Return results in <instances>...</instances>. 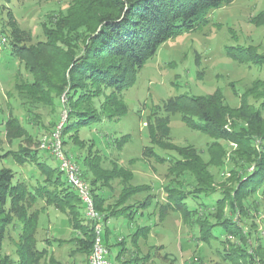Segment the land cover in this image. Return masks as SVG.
<instances>
[{
  "label": "trees",
  "instance_id": "trees-1",
  "mask_svg": "<svg viewBox=\"0 0 264 264\" xmlns=\"http://www.w3.org/2000/svg\"><path fill=\"white\" fill-rule=\"evenodd\" d=\"M233 1L72 0L69 9L60 13L51 27L44 26L45 41L30 46L20 45L21 30L13 28V54L24 59L27 70L33 75V80L17 85L18 91L28 101H41L57 108L53 92L60 95L67 90L69 114L62 131L63 142L67 146L68 134L74 137L72 133L80 131L87 124L101 122L105 117L112 119L125 115L128 107L121 99L123 90L135 83L137 72L149 58L155 56L160 46L183 32L207 25L212 10ZM15 44H18V50ZM227 54L236 60L253 59L257 60L256 63L264 64V55H252L248 49L231 45L227 47ZM100 95L104 99L97 108L93 99ZM249 95L262 97V106L256 108L250 103ZM239 101L238 106H231L218 89L208 95H177L167 103L171 113L181 112L182 119L188 125L214 139L208 143L207 158L192 146H177L164 141L163 137L169 135V125L168 119L162 117L149 122L152 145L145 147L144 155L159 157L155 146L176 150L180 156L173 158L174 165L170 167V172L178 179L191 174L197 184L215 191L211 168L222 169L224 166L225 145L219 140L233 143L237 158L229 172L232 175L230 181L235 182L236 186L232 191L225 189V194L220 192V197L215 199L211 207L220 208L217 209L218 213L210 211L200 215L202 209L208 207L206 202H200L195 209H190L187 204L190 198L199 202L200 196H211V191H182L185 192L183 194L170 186L165 189L167 198L160 207L159 217L163 220L168 210L179 212L186 220L198 217L195 222L199 226V240L210 244L212 239L224 237L227 253L222 255L223 260L232 264H264V241L257 232L254 219L261 204L246 202V198L256 193L260 192L264 196V85L262 87L255 82L253 87L245 90ZM5 125L9 141L29 134L20 118H9ZM51 131L45 130L46 133ZM29 140L32 141L31 138ZM256 141H259L258 146ZM77 142L82 145V141L77 139ZM18 146L20 152H13V160L22 165L27 160H36L43 180L38 179L33 187L25 179L15 181L16 174L12 168L0 167V255L8 227L15 224L16 218L21 224L17 244L21 264H38L39 256L44 253L37 247L36 238L40 211L30 212L31 204L28 205L27 200L33 204L42 200L45 206L53 205L65 214L70 211L69 221L79 233L73 242L78 245L81 254L90 255L94 241L93 226L85 216L78 193L61 170L57 171L38 159L39 151L27 148L22 143ZM101 164L102 155L90 147L81 169L83 177L91 185L95 206L104 215L106 226L112 217L117 216L109 211V207H105L110 193L104 190L106 187L112 188L113 181L119 180L120 200L123 202L129 196L151 191L153 187L150 184L132 183L134 173L124 165L112 162V167L107 169ZM88 172L92 174L91 180L88 179ZM63 180L72 190L62 187ZM50 183L54 185L53 189L49 187ZM152 198L153 195L145 197L138 206L148 207ZM131 211L126 214L132 219L135 210ZM237 214L238 220H235ZM211 216L216 221H212ZM250 218L251 228L245 223ZM215 228L220 229L219 235L214 233ZM142 229L147 228L145 226ZM250 240H259V243L253 247ZM105 242L108 245L106 238ZM0 263L5 264V259L0 257Z\"/></svg>",
  "mask_w": 264,
  "mask_h": 264
},
{
  "label": "rangeland",
  "instance_id": "rangeland-1",
  "mask_svg": "<svg viewBox=\"0 0 264 264\" xmlns=\"http://www.w3.org/2000/svg\"><path fill=\"white\" fill-rule=\"evenodd\" d=\"M71 1L0 0V38H7V41L0 44V167L12 168L16 174L15 181L25 179L33 187L36 186L38 179L43 180L36 160L31 159L23 165L19 164L13 160V152L19 153L18 145L22 143L27 148L39 151L40 161H45L60 171L50 152L40 148V140L43 134H46V129L52 130L59 122L61 97L67 90L60 95L53 92L57 108L41 101L33 102L31 99L28 101L26 97L21 96L17 85L33 80V75L27 70L24 59L13 54L11 34L14 27L21 30L20 45L30 46L45 41L47 38L44 26L51 27L58 20L60 13L69 9ZM15 45L18 50V44ZM231 45L248 49L252 55H264V0H234L224 4L210 12L207 25L183 32L166 41L155 56L149 58L137 72L135 83L123 90L121 99L128 107L125 115L112 119L105 117L101 122L87 124L80 131H75L72 133L74 137H70L71 134L66 136L69 142L65 149L76 161L79 160L80 166L83 165L84 156L92 147L102 155L103 168L110 169L112 162L124 165L134 173L132 183L150 184L153 187L151 191L129 196L126 202L120 200L119 180L112 182V188H105L104 191L110 193L105 207H109V211L116 215L121 213L110 220L102 234L105 239L106 232H109V258L112 264H145L139 262L137 258L144 256L148 251L153 257V264H232L225 259L224 262L221 258L227 253L224 237L212 239L210 244L199 240V226L195 222L198 217L186 220L179 212L168 210L163 217L164 221H160V225L157 223L160 207L167 198L165 189L170 186L183 194L186 191H211L209 193L211 196L202 195L199 202L190 198L187 204L190 209H195L200 202H206L208 207H204L205 210L202 209L200 215L210 211L218 213L217 209L220 208L211 207L215 204V199L220 197V192L224 193L225 189L232 191L236 186L235 182L230 181L232 175L229 172L237 158L234 155L236 146L219 140L225 145L224 166L222 169L211 168L214 174L212 187L215 191L197 184L191 174L178 179L170 172V167L174 165L173 158L180 156L176 150L155 146L154 150L160 154L159 157L144 155L145 147L152 145L148 131L149 122L162 117L168 119L169 125V135L163 137L164 141L177 146H192L207 158L208 143L214 139L188 125L182 119L181 112L171 113L167 103L179 94L208 95L218 89L224 99L236 107L240 103V96L247 88L253 87L255 82L263 87L264 64L256 63L257 60L253 59L231 58L227 54V47ZM248 97L249 102L256 108L262 106V97L256 98L254 95ZM103 99L102 95L94 98V106L99 108ZM16 117L23 121L29 134L12 142L7 138L5 123L9 118ZM77 139L82 141V145ZM258 145L259 141H256V146ZM87 176L89 180L92 179L91 173L88 172ZM49 187L53 189L54 185L50 183ZM62 187H66L68 191L71 189L64 180ZM150 195L154 196L150 200L152 206L140 208L138 204ZM263 197L259 192L245 200L261 204L260 211L254 219L257 232L263 237L262 241H264ZM27 201L28 205L31 204L30 212L40 211L36 238L37 247L44 253L39 256L38 264H88L89 254H81L78 245L73 242L78 232L72 228L69 221V209L66 208L69 212L65 214L53 205L45 206L42 200L34 204ZM154 205L155 210H152ZM131 210H135L132 219L126 214L132 212ZM238 216V214L235 216V220H238ZM210 219L216 221L212 216ZM245 223L251 228V218ZM20 225L19 219L16 218L15 224L8 227L0 255L5 259V264L22 263L17 253ZM144 225H149L152 233L149 235L148 231L144 234L148 237L142 235L133 245L131 235L138 227ZM214 233L219 235L220 229L215 228ZM158 239L163 247L150 249L151 244L157 243ZM250 241L253 247L259 243V240Z\"/></svg>",
  "mask_w": 264,
  "mask_h": 264
},
{
  "label": "built area",
  "instance_id": "built-area-1",
  "mask_svg": "<svg viewBox=\"0 0 264 264\" xmlns=\"http://www.w3.org/2000/svg\"><path fill=\"white\" fill-rule=\"evenodd\" d=\"M7 41L6 37L0 38V44ZM67 95L61 97V115L59 122L50 133L43 134L40 140V148L49 151L56 160L59 169L65 175L67 182L78 193L85 210L86 218L92 223L94 241L88 264H112L109 253L110 248L106 244L102 234L105 228L104 215L95 206V200L90 183L83 177V171L73 156L65 149L62 131L68 121L69 109Z\"/></svg>",
  "mask_w": 264,
  "mask_h": 264
},
{
  "label": "crops",
  "instance_id": "crops-1",
  "mask_svg": "<svg viewBox=\"0 0 264 264\" xmlns=\"http://www.w3.org/2000/svg\"><path fill=\"white\" fill-rule=\"evenodd\" d=\"M155 205H157V201L155 202ZM155 205H154V207H153V209L152 210H155ZM152 206V204H150L148 207H151ZM45 207V206H44ZM119 215H117V216H114V217H112L111 219H113V218H116V217H118ZM110 219V220H111ZM159 220H158V223H157V225H160V221H164V220H162V219H160V217L158 218ZM110 220H109V222H110ZM108 222V223H109ZM146 226V228L147 229H145V230H147V231H145V230H143L142 228H144ZM154 226V225H153ZM144 231V232H143ZM148 231H149V235H150V233H152V228H150V226L149 225H144V226H140V227H138V229L131 235V237H132V244L134 245V242L135 241H139V239H140V237L143 235L144 236V234H146V233H148ZM152 235V234H151ZM147 236V235H146ZM146 236H144V237H146ZM148 237V236H147ZM105 238H106V240H107V242H109V232L107 231L106 232V236H105ZM125 239V238H124ZM125 243V241L122 243V244H124ZM163 247V244L160 242V239H158V242L157 243H152L151 244V247H150V249H152V248H162ZM126 249V248H125ZM125 249H123V250H125ZM123 250H121V251H123ZM153 257H152V255H151V252H149L148 251V253H146L144 256H141V257H139L138 258V261L140 262V261H142V263H145V264H151L153 261ZM143 261H145V262H143ZM154 263V262H153ZM152 263V264H153Z\"/></svg>",
  "mask_w": 264,
  "mask_h": 264
}]
</instances>
